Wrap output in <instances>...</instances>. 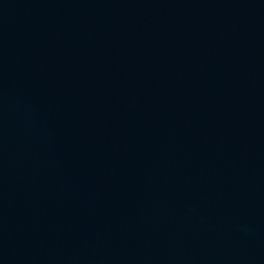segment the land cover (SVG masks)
I'll use <instances>...</instances> for the list:
<instances>
[{
  "label": "water",
  "instance_id": "water-1",
  "mask_svg": "<svg viewBox=\"0 0 264 264\" xmlns=\"http://www.w3.org/2000/svg\"><path fill=\"white\" fill-rule=\"evenodd\" d=\"M0 264H264V0H0Z\"/></svg>",
  "mask_w": 264,
  "mask_h": 264
}]
</instances>
